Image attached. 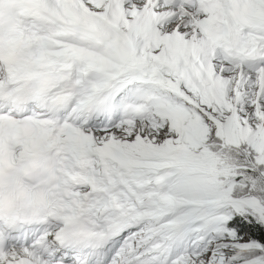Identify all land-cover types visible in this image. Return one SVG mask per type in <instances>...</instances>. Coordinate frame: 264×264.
<instances>
[{
	"label": "snow or ice",
	"instance_id": "6c2138e0",
	"mask_svg": "<svg viewBox=\"0 0 264 264\" xmlns=\"http://www.w3.org/2000/svg\"><path fill=\"white\" fill-rule=\"evenodd\" d=\"M0 264H264V0H0Z\"/></svg>",
	"mask_w": 264,
	"mask_h": 264
}]
</instances>
